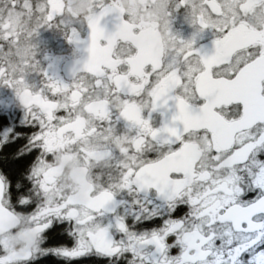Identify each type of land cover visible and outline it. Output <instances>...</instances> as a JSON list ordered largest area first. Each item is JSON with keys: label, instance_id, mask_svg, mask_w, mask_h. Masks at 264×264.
Instances as JSON below:
<instances>
[{"label": "flooded vegetation", "instance_id": "flooded-vegetation-1", "mask_svg": "<svg viewBox=\"0 0 264 264\" xmlns=\"http://www.w3.org/2000/svg\"><path fill=\"white\" fill-rule=\"evenodd\" d=\"M0 212V264H264V0H0Z\"/></svg>", "mask_w": 264, "mask_h": 264}, {"label": "water", "instance_id": "water-1", "mask_svg": "<svg viewBox=\"0 0 264 264\" xmlns=\"http://www.w3.org/2000/svg\"><path fill=\"white\" fill-rule=\"evenodd\" d=\"M0 215H1V212H0ZM7 220V222H10L9 224H7V225H0V232H2V231H4V230H6V229H9L10 227H12L13 225H15V223H16V220H14V221H11V219L8 217V218H6ZM41 230V227H35L34 229H32L31 231H30V236H31V240H33V238H34V236L36 235V233L37 232H39Z\"/></svg>", "mask_w": 264, "mask_h": 264}]
</instances>
